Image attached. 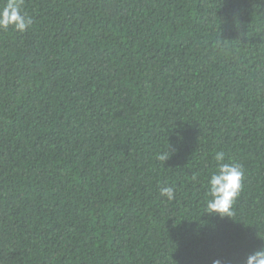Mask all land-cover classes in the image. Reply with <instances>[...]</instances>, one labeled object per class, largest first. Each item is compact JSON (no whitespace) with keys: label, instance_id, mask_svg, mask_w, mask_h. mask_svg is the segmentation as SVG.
Masks as SVG:
<instances>
[{"label":"trees","instance_id":"trees-1","mask_svg":"<svg viewBox=\"0 0 264 264\" xmlns=\"http://www.w3.org/2000/svg\"><path fill=\"white\" fill-rule=\"evenodd\" d=\"M22 9L27 31L0 29V264H245L264 247V0ZM220 151L245 168L231 218L205 213Z\"/></svg>","mask_w":264,"mask_h":264},{"label":"clouds","instance_id":"clouds-1","mask_svg":"<svg viewBox=\"0 0 264 264\" xmlns=\"http://www.w3.org/2000/svg\"><path fill=\"white\" fill-rule=\"evenodd\" d=\"M24 0H6L0 6V29L25 32L33 24L32 17L28 16L22 9ZM158 159L166 162L168 153H161ZM217 161V171L210 174L207 180V196L205 213L216 215L220 218H231L234 215V205L240 197L244 188L245 168L239 162L225 163V154L220 151L214 156ZM194 180L196 176L192 177ZM161 195L168 200L176 197L175 188L172 186L161 188ZM212 264H224L221 259H214ZM245 264H264V247L249 254Z\"/></svg>","mask_w":264,"mask_h":264}]
</instances>
